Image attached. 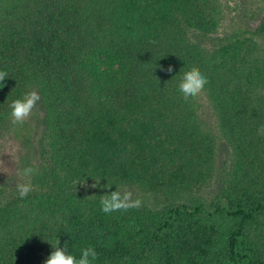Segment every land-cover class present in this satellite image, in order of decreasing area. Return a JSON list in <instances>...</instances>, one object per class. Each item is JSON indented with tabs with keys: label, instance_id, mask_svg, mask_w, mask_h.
<instances>
[{
	"label": "trees",
	"instance_id": "1",
	"mask_svg": "<svg viewBox=\"0 0 264 264\" xmlns=\"http://www.w3.org/2000/svg\"><path fill=\"white\" fill-rule=\"evenodd\" d=\"M254 16L245 9L241 26L213 36L220 0H0V161L19 139L21 170L35 169L9 182L0 162V264H44L57 239L77 258L93 247V264H264V17L251 29ZM193 65L229 147L218 165L200 94L178 91ZM33 89L27 131L9 105ZM213 170L217 195L193 197ZM95 179L104 194L117 185L157 199L106 214L101 194L74 189ZM28 180L20 198L15 184Z\"/></svg>",
	"mask_w": 264,
	"mask_h": 264
},
{
	"label": "rangeland",
	"instance_id": "2",
	"mask_svg": "<svg viewBox=\"0 0 264 264\" xmlns=\"http://www.w3.org/2000/svg\"><path fill=\"white\" fill-rule=\"evenodd\" d=\"M223 7V20L221 21L220 27L212 34L213 36H222L226 32L232 31L234 28H238L242 25L241 22V14L245 9H249L251 13H255L256 19H250L245 25H247L251 29H255L261 18L264 17V0H220ZM248 20V19H247ZM192 40H200V37L197 36L196 32H191ZM202 46H211L213 44V40L211 39H203ZM200 120L203 123L204 128L209 133V140H211V146L215 148L217 164H221L222 159L220 156L228 155L229 147L226 142L221 137L219 133L214 114L211 108L208 106V101L206 100L205 95L200 94ZM36 109V107L34 108ZM36 118V116H35ZM36 119L33 121V125ZM21 125H25V129L32 130V117L30 116L25 120V122ZM24 129V128H23ZM22 130V128H21ZM25 147L22 146L20 140L13 142L12 145H8L5 148V152L1 157L2 165L5 164L6 167H2V172L6 175V178H9V182L15 181V179H23L24 177L18 176V172L21 170V164L23 161V152ZM224 158V157H223ZM1 168V167H0ZM213 175L209 179L206 184H202L199 188H196L195 191H192L193 197H200L207 202H210L217 195V175L219 174L217 170L212 171ZM0 176H2L0 172ZM94 183L91 181H78L74 182V189L76 191H81L83 194L87 195H95L103 193V187L97 186L92 187ZM132 192L133 199L139 198L142 203L152 205L155 202L157 197L149 192H145L139 188H134V190H129ZM189 195H185L188 198ZM141 203V204H142Z\"/></svg>",
	"mask_w": 264,
	"mask_h": 264
},
{
	"label": "clouds",
	"instance_id": "3",
	"mask_svg": "<svg viewBox=\"0 0 264 264\" xmlns=\"http://www.w3.org/2000/svg\"><path fill=\"white\" fill-rule=\"evenodd\" d=\"M167 71H172L171 66H169ZM6 77H8L7 72L0 70V84H2ZM207 83V77L200 71L198 66L193 65L183 73L178 83V91L183 95L185 100H188L189 98L198 96L204 90ZM40 99L39 93L33 89L25 92L21 98L12 100L9 105L12 123L23 124L31 116L33 109ZM257 135L264 136V124L258 126ZM34 171L35 169L31 166L25 167L18 172V176L31 177ZM99 180L95 179L97 183H94L92 187H96ZM15 187L20 198H25L33 191L30 180L27 182L17 181ZM104 187L109 188L111 185L107 183ZM99 203L104 213L111 214L115 211H127L131 208H139L142 201L139 198L133 199L131 191L122 190L116 185L115 191L100 196ZM59 243L58 239L55 243H51L54 250L51 251L44 264H93V261L97 259V252L91 246L81 249L80 256L77 258L74 254L68 252L66 243L63 248L59 247Z\"/></svg>",
	"mask_w": 264,
	"mask_h": 264
}]
</instances>
